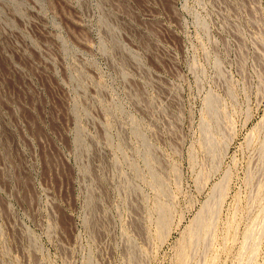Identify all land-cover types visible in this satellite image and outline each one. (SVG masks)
Listing matches in <instances>:
<instances>
[{"label": "rangeland", "instance_id": "374dc122", "mask_svg": "<svg viewBox=\"0 0 264 264\" xmlns=\"http://www.w3.org/2000/svg\"><path fill=\"white\" fill-rule=\"evenodd\" d=\"M0 264H264V0H0Z\"/></svg>", "mask_w": 264, "mask_h": 264}]
</instances>
